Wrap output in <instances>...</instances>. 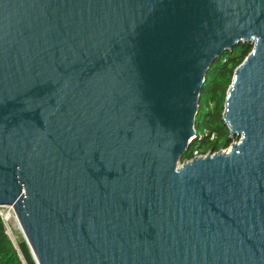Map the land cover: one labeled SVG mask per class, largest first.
<instances>
[{
    "label": "water",
    "instance_id": "95a60500",
    "mask_svg": "<svg viewBox=\"0 0 264 264\" xmlns=\"http://www.w3.org/2000/svg\"><path fill=\"white\" fill-rule=\"evenodd\" d=\"M242 43L239 142L182 161ZM0 206L39 264H264V0H0Z\"/></svg>",
    "mask_w": 264,
    "mask_h": 264
},
{
    "label": "trees",
    "instance_id": "16d2710c",
    "mask_svg": "<svg viewBox=\"0 0 264 264\" xmlns=\"http://www.w3.org/2000/svg\"><path fill=\"white\" fill-rule=\"evenodd\" d=\"M252 48L253 46L250 43H242L233 51L225 52L209 69L195 122L196 140L185 153L182 161L190 160L195 150L202 154L209 151L215 153L232 145L230 128L223 119L226 97L236 68L245 60ZM19 248L28 264H36L25 239L19 242ZM0 264H24L20 253L7 234L1 216Z\"/></svg>",
    "mask_w": 264,
    "mask_h": 264
},
{
    "label": "built area",
    "instance_id": "2783aa9c",
    "mask_svg": "<svg viewBox=\"0 0 264 264\" xmlns=\"http://www.w3.org/2000/svg\"><path fill=\"white\" fill-rule=\"evenodd\" d=\"M233 142L234 143H238L239 140L236 139ZM231 148H232V145L229 146L226 149H222L220 152L228 154L231 151ZM208 154H214V152L213 151H209L206 154H202L198 150H195L193 157L190 160H187V161H191L195 157H205ZM0 216L2 217V220H3L4 224H5L6 231H7L8 235H9V233H13V230H14L13 228L18 229V230L23 232L21 224H20V221H19L18 216L16 214V211H15V209L12 206H0ZM20 257H21V259H22L24 264H28L22 254H20ZM35 262H36V264H39L36 261V259H35Z\"/></svg>",
    "mask_w": 264,
    "mask_h": 264
},
{
    "label": "rangeland",
    "instance_id": "374dc122",
    "mask_svg": "<svg viewBox=\"0 0 264 264\" xmlns=\"http://www.w3.org/2000/svg\"><path fill=\"white\" fill-rule=\"evenodd\" d=\"M13 233H9V237L12 240V242L14 243L15 247L17 248L18 252L21 254V250L19 248V242L24 240V234L22 231L13 228ZM24 238V239H23Z\"/></svg>",
    "mask_w": 264,
    "mask_h": 264
}]
</instances>
